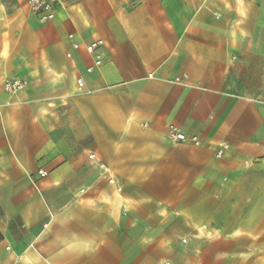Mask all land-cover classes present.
<instances>
[{
    "label": "crops",
    "instance_id": "1",
    "mask_svg": "<svg viewBox=\"0 0 264 264\" xmlns=\"http://www.w3.org/2000/svg\"><path fill=\"white\" fill-rule=\"evenodd\" d=\"M5 78L0 264L264 263V0H0Z\"/></svg>",
    "mask_w": 264,
    "mask_h": 264
},
{
    "label": "built area",
    "instance_id": "2",
    "mask_svg": "<svg viewBox=\"0 0 264 264\" xmlns=\"http://www.w3.org/2000/svg\"><path fill=\"white\" fill-rule=\"evenodd\" d=\"M66 0H29L30 8L32 13L37 17V20L40 24H47L50 22L52 16L55 14L57 8L65 7ZM69 41L72 44L74 50H78L81 45L74 41V36L70 35L68 37ZM86 53L90 56L92 63L86 67L85 72L88 75L101 70L104 62V42L100 39H94L89 43L83 45ZM67 59H72V54L67 53ZM189 77L185 75L182 78H176L174 80L177 84H186ZM27 83L25 81L19 80L17 78H5L0 82V88L7 93L8 95H15L26 87ZM76 90L77 93L83 94L86 93L85 81L82 78L76 79ZM168 136L173 143L176 144H191L194 146H201L202 142L197 137H187L181 130L176 128H171L168 131ZM230 149V146L227 143H220L217 145L215 152L217 158H222L225 156L226 152ZM94 156H91L90 159H93ZM41 178L47 176V172L40 170L38 172ZM110 184H114L115 181L113 178L109 180ZM187 238L182 239V243H187Z\"/></svg>",
    "mask_w": 264,
    "mask_h": 264
},
{
    "label": "rangeland",
    "instance_id": "3",
    "mask_svg": "<svg viewBox=\"0 0 264 264\" xmlns=\"http://www.w3.org/2000/svg\"><path fill=\"white\" fill-rule=\"evenodd\" d=\"M261 264H264V263H261Z\"/></svg>",
    "mask_w": 264,
    "mask_h": 264
}]
</instances>
